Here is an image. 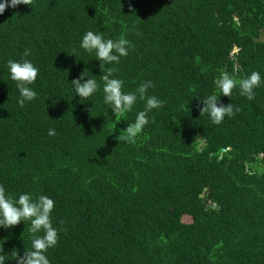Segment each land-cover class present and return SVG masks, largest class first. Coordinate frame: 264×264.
Listing matches in <instances>:
<instances>
[{
  "label": "trees",
  "instance_id": "trees-1",
  "mask_svg": "<svg viewBox=\"0 0 264 264\" xmlns=\"http://www.w3.org/2000/svg\"><path fill=\"white\" fill-rule=\"evenodd\" d=\"M89 30L124 35L132 48L109 67L124 91L151 81L147 95L163 101L134 143L120 136L142 101L115 119L102 91L75 96L71 81L82 72L100 82V62L79 48ZM26 49L38 95L21 108L7 62ZM252 71L264 80V0H33L6 9L0 185L54 201L50 264H264V82L252 100L238 88L221 96L234 112L219 125L198 103L222 72L239 80ZM29 223L0 229L6 264L30 247Z\"/></svg>",
  "mask_w": 264,
  "mask_h": 264
},
{
  "label": "clouds",
  "instance_id": "clouds-1",
  "mask_svg": "<svg viewBox=\"0 0 264 264\" xmlns=\"http://www.w3.org/2000/svg\"><path fill=\"white\" fill-rule=\"evenodd\" d=\"M33 0H0V15L6 9H16L20 5L31 7ZM79 48L85 53L94 54L101 75L100 82L88 76L85 71L78 79L71 81L75 96L80 100L90 101L89 98L100 90L103 93V103L108 106L112 114L122 117L132 112L134 106L142 101L143 109L135 115V120L128 123L120 136L126 143H134L138 134L149 124V113L163 106V101L156 96L147 95V90L153 85L151 81L140 82L135 90L124 91V81L115 75L116 69L109 65L119 64L122 57H127L132 48L131 42L121 35L119 38H106L102 32L86 31L79 43ZM239 49V48H238ZM76 56L75 51L73 53ZM29 55L26 49L19 60H9L7 69L9 79L14 82L17 90L16 103L24 107L26 103L37 98V92L33 85L36 82L39 69L26 57ZM77 57V56H76ZM264 82L258 71H252L249 75L237 80L234 76L221 73L214 80V91L211 94L200 97L198 103L201 115L207 114L211 122L219 125L225 117H231L234 112L232 103L224 105L220 103L221 96L232 97L233 89L238 88L239 94L248 100L254 99V89ZM235 111H239L238 108ZM49 136L55 135L54 129L48 130ZM54 201L46 196L34 197L29 192L18 195L9 193L3 185H0V229H14L21 222H30L28 232L30 234V247L25 249L23 255L15 254L16 264H50L47 253L58 243V230L53 226L52 212ZM7 254L0 250V264H6Z\"/></svg>",
  "mask_w": 264,
  "mask_h": 264
},
{
  "label": "rangeland",
  "instance_id": "rangeland-1",
  "mask_svg": "<svg viewBox=\"0 0 264 264\" xmlns=\"http://www.w3.org/2000/svg\"><path fill=\"white\" fill-rule=\"evenodd\" d=\"M237 48H238V47H237ZM233 53L235 54V53H238V52H235V49H234ZM184 221L187 222V223H190V222H191V218H190V217H186V218L184 219Z\"/></svg>",
  "mask_w": 264,
  "mask_h": 264
},
{
  "label": "water",
  "instance_id": "water-1",
  "mask_svg": "<svg viewBox=\"0 0 264 264\" xmlns=\"http://www.w3.org/2000/svg\"><path fill=\"white\" fill-rule=\"evenodd\" d=\"M238 51H239V49L236 46L235 47V52H238ZM205 191H206V189H205ZM201 197H204V194H202ZM210 207L215 208V205L211 204Z\"/></svg>",
  "mask_w": 264,
  "mask_h": 264
}]
</instances>
